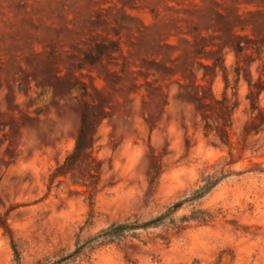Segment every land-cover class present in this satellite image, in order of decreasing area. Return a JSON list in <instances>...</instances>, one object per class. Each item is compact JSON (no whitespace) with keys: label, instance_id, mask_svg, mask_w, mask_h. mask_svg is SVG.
Instances as JSON below:
<instances>
[{"label":"rangeland","instance_id":"obj_1","mask_svg":"<svg viewBox=\"0 0 264 264\" xmlns=\"http://www.w3.org/2000/svg\"><path fill=\"white\" fill-rule=\"evenodd\" d=\"M250 93L264 111V0H0V264H264ZM82 97L95 145L55 176Z\"/></svg>","mask_w":264,"mask_h":264},{"label":"trees","instance_id":"obj_2","mask_svg":"<svg viewBox=\"0 0 264 264\" xmlns=\"http://www.w3.org/2000/svg\"><path fill=\"white\" fill-rule=\"evenodd\" d=\"M120 49V42L118 40H110L109 42H96L93 47V51L87 52L83 58V63L85 64H96L97 62L105 59L106 57L112 55L113 53L117 52ZM261 49V48H259ZM238 52L241 53L244 48L239 44L237 48ZM217 64L222 67L226 71V67L224 64L223 56H219L217 58ZM85 91V90H84ZM84 93V92H83ZM84 95V94H83ZM206 98H209L208 96ZM248 99L251 101V108L252 111H259V114L257 115V118H261L264 115V111L260 107L258 101L256 98H254L253 94L250 93L248 95ZM81 107H82V124L80 131L76 137V146L72 153H70L65 161L62 164H59V166L56 168V171L54 172L55 176L59 175H66L69 172V169L80 161L81 156L88 151L91 147L95 145V133H94V126H93V117L96 116V114L92 111L90 104L88 101L82 97L81 100ZM220 103H223L219 101ZM231 112V109H229ZM256 119L254 121L252 120L250 122V125L246 126L245 129V136L249 135L253 132L258 133L259 129L256 128ZM254 128H250L252 126ZM212 126L210 124L207 125L206 131L207 133H210L212 131ZM224 176L218 177L215 180H210L209 177L206 178V184L201 187L194 196L190 198H186L184 200L179 201L178 203L174 204L173 206L169 207L166 212L162 213L158 217L147 221L143 224H137V225H129V224H121L116 225L110 228L109 232L118 234L122 233L128 229L132 228H141V227H149L153 225H157L164 221L166 218H168L170 215L177 212L183 205H185L190 200L199 199L204 197L207 193H209L215 186L218 185V183L222 180ZM1 219V216H0ZM4 227L9 230V227L7 224L3 223ZM59 263V262H58Z\"/></svg>","mask_w":264,"mask_h":264}]
</instances>
